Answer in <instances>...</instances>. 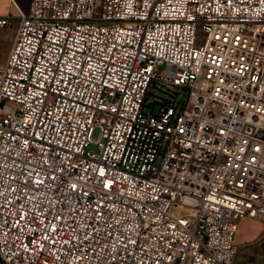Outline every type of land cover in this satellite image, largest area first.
<instances>
[{
	"label": "built area",
	"instance_id": "built-area-1",
	"mask_svg": "<svg viewBox=\"0 0 264 264\" xmlns=\"http://www.w3.org/2000/svg\"><path fill=\"white\" fill-rule=\"evenodd\" d=\"M10 1L0 264H232L264 227V0Z\"/></svg>",
	"mask_w": 264,
	"mask_h": 264
},
{
	"label": "rangeland",
	"instance_id": "rangeland-1",
	"mask_svg": "<svg viewBox=\"0 0 264 264\" xmlns=\"http://www.w3.org/2000/svg\"><path fill=\"white\" fill-rule=\"evenodd\" d=\"M24 12L28 9L29 0H15ZM2 0H0V9L3 6ZM12 12V11H11ZM13 14V12H12ZM10 17H13V15ZM13 32L11 33V39ZM10 41L4 42L0 48V57L3 58L6 55ZM151 95L147 98V103L159 102L161 99H170L174 97V93L179 92L177 89H166L157 87L149 90ZM182 93L176 94V99H181ZM157 110V105L153 108ZM146 111L149 112L150 108L147 107ZM97 137V131L93 133V139ZM93 148V146H91ZM177 209H172L176 212ZM236 254L233 258L232 264H264V227L258 221L243 218L239 222V227L235 236Z\"/></svg>",
	"mask_w": 264,
	"mask_h": 264
},
{
	"label": "crops",
	"instance_id": "crops-1",
	"mask_svg": "<svg viewBox=\"0 0 264 264\" xmlns=\"http://www.w3.org/2000/svg\"><path fill=\"white\" fill-rule=\"evenodd\" d=\"M2 2H3L4 5L0 9V17H8V18L11 19L10 26L6 27L4 30H2L0 32V41L3 44L4 42L10 41V40L12 42V40L14 38V34H15V31H16V26H17V18H16L17 14H16V10H15V8L12 5L10 0H2ZM11 11L13 12V14H12ZM11 14L13 15V17H10ZM12 32H13V36H12V39H11V33ZM11 42H10V44H11Z\"/></svg>",
	"mask_w": 264,
	"mask_h": 264
}]
</instances>
